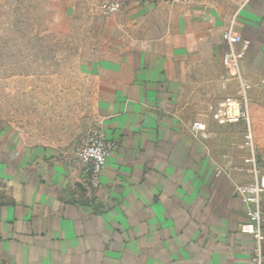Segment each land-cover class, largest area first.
I'll use <instances>...</instances> for the list:
<instances>
[{
    "label": "crops",
    "instance_id": "0c3cea01",
    "mask_svg": "<svg viewBox=\"0 0 264 264\" xmlns=\"http://www.w3.org/2000/svg\"><path fill=\"white\" fill-rule=\"evenodd\" d=\"M119 1L95 19L106 41L87 63L116 147L98 181L73 149L0 121V264H248L237 190L264 174V0ZM228 29L249 42L238 73L223 62ZM245 84L253 151L244 122L213 118L220 100H191Z\"/></svg>",
    "mask_w": 264,
    "mask_h": 264
},
{
    "label": "rangeland",
    "instance_id": "374dc122",
    "mask_svg": "<svg viewBox=\"0 0 264 264\" xmlns=\"http://www.w3.org/2000/svg\"><path fill=\"white\" fill-rule=\"evenodd\" d=\"M112 1L0 0V121L31 144L73 149L77 157L101 128L87 63L102 54L106 40L94 21L110 15ZM235 88L211 97L197 87L191 100L206 109Z\"/></svg>",
    "mask_w": 264,
    "mask_h": 264
},
{
    "label": "built area",
    "instance_id": "2783aa9c",
    "mask_svg": "<svg viewBox=\"0 0 264 264\" xmlns=\"http://www.w3.org/2000/svg\"><path fill=\"white\" fill-rule=\"evenodd\" d=\"M120 5L121 2L119 0L112 1L107 5V13H114ZM224 37L228 42L229 49L224 53L223 62L226 66L235 67L238 73V63L244 58L246 46L249 42L244 40L239 34H235L232 29L226 30ZM249 87L248 84H245L242 87L240 95H229L224 97L216 106L211 107V112L214 119L219 123L244 122L246 125L244 146L253 151L254 142L250 128L247 93ZM193 128L196 130H205L206 124L198 120L194 122ZM115 148V143L107 139L102 128L93 131L79 148L77 158L88 166L89 170L92 172V180H94V182L98 181L103 169L108 163L109 157L115 151ZM249 158L253 160V154L252 157ZM237 194L247 205L248 215L250 217L248 223L241 225V231L251 234L255 238V246L248 264H264V253L262 249L264 241V216L262 209L264 174H260V176L253 181L239 186Z\"/></svg>",
    "mask_w": 264,
    "mask_h": 264
}]
</instances>
